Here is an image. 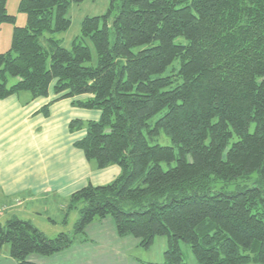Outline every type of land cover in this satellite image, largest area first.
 <instances>
[{"label":"trees","instance_id":"obj_1","mask_svg":"<svg viewBox=\"0 0 264 264\" xmlns=\"http://www.w3.org/2000/svg\"><path fill=\"white\" fill-rule=\"evenodd\" d=\"M6 1L0 26L15 24ZM68 7V0H20L26 25L13 27L0 54V100L51 94L44 117L60 100L99 112L97 121L69 122L70 134L85 131L73 147L98 170L117 166L120 174L69 196V209L80 206L72 234L48 239L12 217L0 223V251L8 244L17 264H36L31 255L52 256L109 217L118 236L143 249L166 238L163 261L145 264H185L180 242L196 264H264V0H122L110 25V10L102 27L100 17L83 19L70 50L45 37L69 29ZM174 61L178 70L165 75ZM160 133L177 155L149 145ZM253 174L252 187L205 193L213 181L238 184Z\"/></svg>","mask_w":264,"mask_h":264},{"label":"crops","instance_id":"obj_2","mask_svg":"<svg viewBox=\"0 0 264 264\" xmlns=\"http://www.w3.org/2000/svg\"><path fill=\"white\" fill-rule=\"evenodd\" d=\"M54 99L50 94L47 98L31 101L27 93H20L0 100V203L9 204L14 198L23 205L37 200V195L50 193L68 202L63 200L66 194L69 198L88 184L106 185L120 174L117 166L98 170L94 162H87L73 147V143L85 135L84 130L72 134L67 131L70 121H97L99 112L76 108L83 116L71 117L68 112L72 108L71 100H60L50 105L49 116L44 117L40 110ZM54 196L50 198L55 199ZM80 238L82 243L89 242L86 231L85 237ZM8 252V249L0 252V264L1 261L17 264L9 258ZM50 257L29 260L47 264ZM160 262L140 261V264Z\"/></svg>","mask_w":264,"mask_h":264},{"label":"rangeland","instance_id":"obj_3","mask_svg":"<svg viewBox=\"0 0 264 264\" xmlns=\"http://www.w3.org/2000/svg\"><path fill=\"white\" fill-rule=\"evenodd\" d=\"M69 1V7L67 17L70 19V27L67 31L62 33L45 34V37H53L55 40L60 41L61 47L70 50L72 43L80 36V27L83 19L89 17H100V23L102 27L101 17L110 10L111 20L118 13V7L122 0H85L81 4H75L71 0ZM20 0H7L6 11L10 16L15 17V24H2L0 26V54L5 53L11 46V34L13 27H23L26 25V15L18 11V5ZM113 6V8H111ZM108 25V26H109ZM109 44L112 46L114 42V35L112 30L109 31ZM176 43L185 44L182 37L175 40ZM142 48H134L132 53L136 54ZM92 62L89 65H96V55L93 49H91ZM178 61L168 68L165 75H168V71L172 69L178 70ZM174 72V71H173ZM8 85L15 83L13 78L8 77ZM69 115L75 117V115L82 117L83 115L77 112L80 110L71 108ZM164 114V111L155 115L150 121L149 125H153L157 119ZM67 117V116H66ZM57 128L61 126L57 123ZM254 124L250 126V132L253 131ZM68 131V128H67ZM69 133V131H68ZM77 133V132H76ZM70 134V133H69ZM72 140L75 139L71 138ZM64 140H66L64 138ZM149 145H159L163 147H173L175 154L177 155V149L171 142L170 138L163 133L154 138L153 142ZM88 162V161H87ZM90 164L93 162H89ZM175 164L172 163L171 167ZM164 171L168 170V166L164 163L161 164ZM104 170V169H103ZM256 174L249 176L247 179L238 180L236 183H223L221 181H213L208 190L205 193L214 195L217 192L233 193L238 190L239 187H252L255 185ZM54 193L50 195H37V200L32 203H26L21 205L18 200L12 198L11 203H0V223L12 217H16L23 221H28L33 227L40 230L46 238L53 239L59 233L72 234L74 225L79 219V208L69 209L68 202H63L62 198H55ZM50 196H54L55 199H51ZM8 200V199H7ZM63 200H68L67 194ZM12 204V205H11ZM49 205V206H48ZM67 218V223H66ZM65 221V222H64ZM88 235L89 242L82 243V235L76 236V242L71 247H68L58 253L53 254L47 264H140L143 262H158L163 261V251L166 247V238L157 237L154 239L152 246L149 249H143L138 244V240L134 237L118 236L115 223L112 218H106L101 222H93L85 229ZM10 248V245L6 244L2 248V251ZM182 259L185 264H196L194 256L192 254L190 245L183 242L179 243ZM39 255H31L29 258H40ZM162 257V260H161ZM140 260V261H138ZM1 264H9L8 261H1ZM248 264H256L250 262Z\"/></svg>","mask_w":264,"mask_h":264}]
</instances>
